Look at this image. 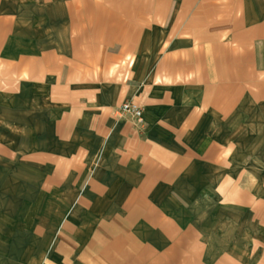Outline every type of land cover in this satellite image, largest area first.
Listing matches in <instances>:
<instances>
[{"label":"crops","instance_id":"1","mask_svg":"<svg viewBox=\"0 0 264 264\" xmlns=\"http://www.w3.org/2000/svg\"><path fill=\"white\" fill-rule=\"evenodd\" d=\"M0 264H264V0H0Z\"/></svg>","mask_w":264,"mask_h":264},{"label":"built area","instance_id":"2","mask_svg":"<svg viewBox=\"0 0 264 264\" xmlns=\"http://www.w3.org/2000/svg\"><path fill=\"white\" fill-rule=\"evenodd\" d=\"M120 113L128 114L136 121H138L141 116V110H139L137 107H135L131 103H124L120 108Z\"/></svg>","mask_w":264,"mask_h":264}]
</instances>
